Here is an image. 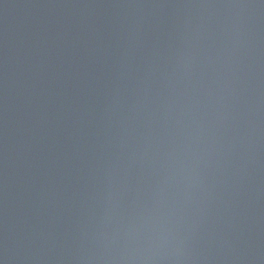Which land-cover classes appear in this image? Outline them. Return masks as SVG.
Instances as JSON below:
<instances>
[{
    "label": "water",
    "instance_id": "obj_1",
    "mask_svg": "<svg viewBox=\"0 0 264 264\" xmlns=\"http://www.w3.org/2000/svg\"><path fill=\"white\" fill-rule=\"evenodd\" d=\"M0 264H264V0H0Z\"/></svg>",
    "mask_w": 264,
    "mask_h": 264
}]
</instances>
